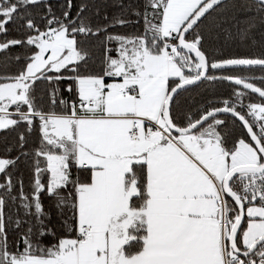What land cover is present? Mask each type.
<instances>
[{
	"label": "snow or ice",
	"instance_id": "6c2138e0",
	"mask_svg": "<svg viewBox=\"0 0 264 264\" xmlns=\"http://www.w3.org/2000/svg\"><path fill=\"white\" fill-rule=\"evenodd\" d=\"M40 4L43 29L26 11ZM255 5L264 12V0ZM113 6L121 12L93 26L82 15L86 4L69 18L72 0L63 18L48 0H0V34L17 20L23 29L22 39L0 42V52L35 49L17 74L0 75V131L25 125L18 154L0 157V264H264V87L252 82L264 76L213 74L264 68V53L211 55L227 18L203 21L225 0H145L143 11L132 9L137 21L122 18L131 5ZM140 18L141 34L109 31ZM252 19L239 30L242 42L256 26ZM89 37L95 45L85 46ZM96 59L98 71L89 66ZM216 81L238 86L215 101L221 107L212 100L181 107V93ZM38 82L48 85V111L37 104ZM63 83L74 99L62 96ZM246 90L261 102L245 104ZM222 114L245 130L231 146ZM37 127L39 145L29 152L26 133ZM22 157L32 160L30 195L22 176L14 182L8 171ZM42 194L61 216L68 210L63 224L71 221L51 245L41 243L55 235ZM22 225L10 246L9 227Z\"/></svg>",
	"mask_w": 264,
	"mask_h": 264
},
{
	"label": "trees",
	"instance_id": "16d2710c",
	"mask_svg": "<svg viewBox=\"0 0 264 264\" xmlns=\"http://www.w3.org/2000/svg\"><path fill=\"white\" fill-rule=\"evenodd\" d=\"M117 0H72V8L70 10V17H75L77 11L81 4H86L87 9L82 14L85 18L86 23H91L93 26L96 24H105L108 21L104 20L103 17L105 13L109 20L113 18L114 15L121 12V8L114 7V3ZM125 5H131V8L128 9L127 13L122 16L125 20L137 21V17L132 15V9L138 8L143 11V6L145 0H121ZM48 3L52 7V11L56 16L63 18L64 11L68 10V0H48ZM226 7L217 8L214 11H211L207 18L203 21V24H208L209 21H212L213 18L219 20L220 17L227 18L226 22H221L220 29H217L218 39L210 42V47L213 49L211 55L215 59H226L231 57H242L249 56L255 57L260 56L264 53V12L258 13L256 10L255 0H225ZM99 9V15L96 14V10ZM27 12L31 13L32 18L36 20V23L40 26L41 29L44 28L46 20H41L40 17L45 14L46 8L44 4L38 6H30ZM235 17V19H231ZM252 19V22L255 23V27L251 29L249 38L243 42L239 39V30L248 28L247 21ZM202 24V27H203ZM8 33L7 35L0 34V42H3L7 39H22L23 38V29L21 27V21L17 20L12 24L7 25ZM144 29L143 19L140 18L137 23H129L124 26H116L109 29L110 32L119 33L124 35L131 34H141ZM80 39H85L80 37ZM89 43L85 46H92L96 44V38L89 37L87 38ZM255 41V43L253 42ZM32 51H35L34 48H26L21 46L11 47L6 52H0V75H15L17 74L24 66L25 60L23 57L29 55ZM21 56V59L17 61L15 56ZM115 55V53H113ZM94 71L99 70V60L96 59L95 63L89 65ZM214 75H233V76H264V68L260 66L252 67H240V68H230L218 71L213 73ZM256 83L257 86L264 87V83H261L259 80L252 81ZM66 83L60 85L61 94L65 99H74L75 94H69L67 91H64L66 88ZM234 84H231L227 81H216L213 83L204 82L201 83L198 87L191 88L188 92L181 93L178 97L181 107L184 110L194 109L196 106L204 103L205 101L212 100L214 101V107L222 106L220 103L215 101L222 100L224 98L232 97V93L235 88ZM48 85L43 82H38L35 89V95L37 97V104L45 111H48ZM248 94L244 98V103H260L261 99L258 94L252 93L250 90H246ZM59 110V109H57ZM242 112H247V109H238ZM220 119L225 120V125L223 131L228 134V143L229 146L241 136H244L245 130L242 127L241 123L231 115L222 114ZM25 131V125H20V127L15 130H3L0 131V157H15L17 153L18 135L20 132ZM28 143L25 146V149L29 152H32L39 145V131L38 127L33 130V132L28 135L26 133ZM247 139V137H245ZM9 146H12L13 151L11 153L7 152ZM32 160L29 157L27 163L25 158H21L18 162L15 169L9 168L8 171L13 174V181L15 182L18 178L22 176L24 182V192L26 194L31 193V181L33 178V169L31 167ZM75 171V169L73 170ZM4 177L0 175V182H2ZM45 182L47 177L44 178ZM18 186L14 190V194L18 192ZM41 199L44 205V210L51 213V219L47 221L48 227L52 228L55 233L54 236L48 235L41 238V243L44 245H51L57 242V239L63 237L67 233V228L69 225L63 224V220L66 219L69 215L67 209L64 210V215L61 216L56 207L54 206L55 201L53 198L48 197L46 194L41 195ZM18 206V202H17ZM11 204L6 208V212L11 208ZM34 211V209H33ZM19 214L23 216V209H19ZM27 225H22L20 229H13L9 227L8 229V240L10 246L13 245L19 238V233L23 232L26 229ZM75 235V233H73ZM35 239V238H34ZM23 245L21 244V248Z\"/></svg>",
	"mask_w": 264,
	"mask_h": 264
},
{
	"label": "water",
	"instance_id": "95a60500",
	"mask_svg": "<svg viewBox=\"0 0 264 264\" xmlns=\"http://www.w3.org/2000/svg\"><path fill=\"white\" fill-rule=\"evenodd\" d=\"M218 107H221V106H218ZM238 120V119H237ZM239 121V120H238ZM240 122V121H239ZM241 123V122H240Z\"/></svg>",
	"mask_w": 264,
	"mask_h": 264
}]
</instances>
